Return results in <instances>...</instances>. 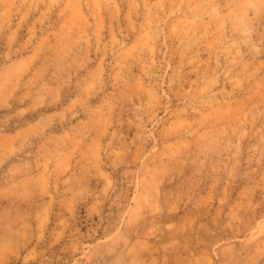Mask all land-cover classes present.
Returning a JSON list of instances; mask_svg holds the SVG:
<instances>
[{
    "label": "rangeland",
    "instance_id": "374dc122",
    "mask_svg": "<svg viewBox=\"0 0 264 264\" xmlns=\"http://www.w3.org/2000/svg\"><path fill=\"white\" fill-rule=\"evenodd\" d=\"M0 264H264V0H0Z\"/></svg>",
    "mask_w": 264,
    "mask_h": 264
}]
</instances>
